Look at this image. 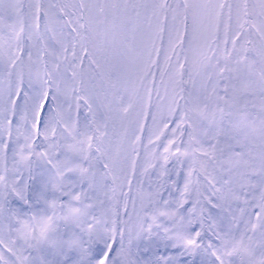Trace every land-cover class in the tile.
I'll use <instances>...</instances> for the list:
<instances>
[{
  "label": "snow or ice",
  "instance_id": "snow-or-ice-1",
  "mask_svg": "<svg viewBox=\"0 0 264 264\" xmlns=\"http://www.w3.org/2000/svg\"><path fill=\"white\" fill-rule=\"evenodd\" d=\"M0 264H264V0H0Z\"/></svg>",
  "mask_w": 264,
  "mask_h": 264
}]
</instances>
